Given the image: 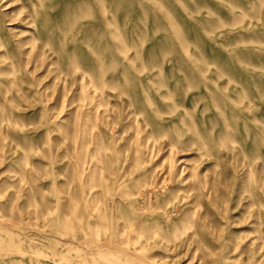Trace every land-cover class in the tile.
Instances as JSON below:
<instances>
[{
    "label": "rangeland",
    "instance_id": "1",
    "mask_svg": "<svg viewBox=\"0 0 264 264\" xmlns=\"http://www.w3.org/2000/svg\"><path fill=\"white\" fill-rule=\"evenodd\" d=\"M0 264H264V0H0Z\"/></svg>",
    "mask_w": 264,
    "mask_h": 264
},
{
    "label": "bare ground",
    "instance_id": "2",
    "mask_svg": "<svg viewBox=\"0 0 264 264\" xmlns=\"http://www.w3.org/2000/svg\"><path fill=\"white\" fill-rule=\"evenodd\" d=\"M173 169V168H172Z\"/></svg>",
    "mask_w": 264,
    "mask_h": 264
}]
</instances>
